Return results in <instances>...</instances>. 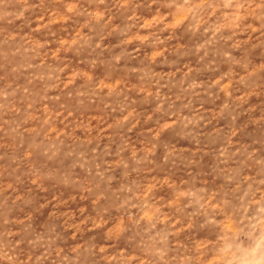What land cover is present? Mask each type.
I'll use <instances>...</instances> for the list:
<instances>
[{
    "label": "rangeland",
    "instance_id": "374dc122",
    "mask_svg": "<svg viewBox=\"0 0 264 264\" xmlns=\"http://www.w3.org/2000/svg\"><path fill=\"white\" fill-rule=\"evenodd\" d=\"M0 264H264V0H0Z\"/></svg>",
    "mask_w": 264,
    "mask_h": 264
}]
</instances>
